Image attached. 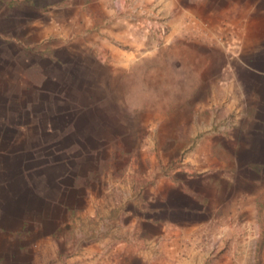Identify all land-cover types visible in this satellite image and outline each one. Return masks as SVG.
I'll return each mask as SVG.
<instances>
[{"label":"rangeland","instance_id":"obj_1","mask_svg":"<svg viewBox=\"0 0 264 264\" xmlns=\"http://www.w3.org/2000/svg\"><path fill=\"white\" fill-rule=\"evenodd\" d=\"M241 1L0 0V264H264Z\"/></svg>","mask_w":264,"mask_h":264},{"label":"crops","instance_id":"obj_2","mask_svg":"<svg viewBox=\"0 0 264 264\" xmlns=\"http://www.w3.org/2000/svg\"><path fill=\"white\" fill-rule=\"evenodd\" d=\"M261 1L263 2L262 4H260ZM241 2L243 5H245L247 7V9L242 10V14H245V12L248 14L249 13L252 14V16L246 15V17H243V19H245L244 21L246 23L252 19L253 23L261 22L264 24V0H242ZM237 4H239V2H237ZM261 6H263V7H261ZM204 7H205L204 8V17H205L204 21H207L210 24H212V15H210V14H212L213 11L214 12H217V11L213 10L212 7L209 10H207L206 4ZM189 9H190V7H189ZM193 10H194V12H196V6L195 5L193 6ZM191 11H192V8H191ZM242 25L243 26L245 25L246 27L250 26V25L244 24V23ZM257 120H264V117L257 116ZM129 263H130V261H129ZM129 263H127V264H129Z\"/></svg>","mask_w":264,"mask_h":264}]
</instances>
